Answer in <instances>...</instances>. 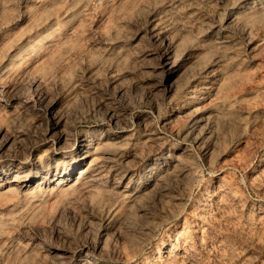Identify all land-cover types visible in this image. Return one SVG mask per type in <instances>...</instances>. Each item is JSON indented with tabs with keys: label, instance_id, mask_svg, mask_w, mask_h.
<instances>
[{
	"label": "rangeland",
	"instance_id": "1",
	"mask_svg": "<svg viewBox=\"0 0 264 264\" xmlns=\"http://www.w3.org/2000/svg\"><path fill=\"white\" fill-rule=\"evenodd\" d=\"M88 263L264 264V0H0V264Z\"/></svg>",
	"mask_w": 264,
	"mask_h": 264
},
{
	"label": "bare ground",
	"instance_id": "2",
	"mask_svg": "<svg viewBox=\"0 0 264 264\" xmlns=\"http://www.w3.org/2000/svg\"><path fill=\"white\" fill-rule=\"evenodd\" d=\"M165 58H168V53H165L164 55ZM81 140L77 144L76 151H79L83 156H86L92 148H94L95 145L98 144H104L105 142H100L96 140V137L93 136H82ZM83 170H80L79 173H82ZM88 264H93V263H88Z\"/></svg>",
	"mask_w": 264,
	"mask_h": 264
}]
</instances>
